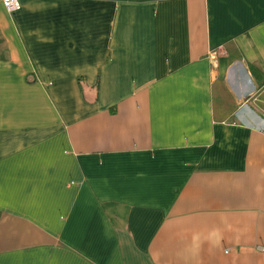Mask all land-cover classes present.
<instances>
[{
	"label": "crops",
	"instance_id": "1",
	"mask_svg": "<svg viewBox=\"0 0 264 264\" xmlns=\"http://www.w3.org/2000/svg\"><path fill=\"white\" fill-rule=\"evenodd\" d=\"M0 264H264V0H0Z\"/></svg>",
	"mask_w": 264,
	"mask_h": 264
},
{
	"label": "built area",
	"instance_id": "2",
	"mask_svg": "<svg viewBox=\"0 0 264 264\" xmlns=\"http://www.w3.org/2000/svg\"><path fill=\"white\" fill-rule=\"evenodd\" d=\"M1 2L8 12H12L18 7V0H1Z\"/></svg>",
	"mask_w": 264,
	"mask_h": 264
},
{
	"label": "trees",
	"instance_id": "3",
	"mask_svg": "<svg viewBox=\"0 0 264 264\" xmlns=\"http://www.w3.org/2000/svg\"><path fill=\"white\" fill-rule=\"evenodd\" d=\"M1 57V56H0Z\"/></svg>",
	"mask_w": 264,
	"mask_h": 264
}]
</instances>
